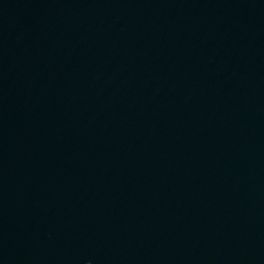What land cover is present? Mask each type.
<instances>
[{
	"label": "water",
	"instance_id": "water-1",
	"mask_svg": "<svg viewBox=\"0 0 264 264\" xmlns=\"http://www.w3.org/2000/svg\"><path fill=\"white\" fill-rule=\"evenodd\" d=\"M0 264H264V0H0Z\"/></svg>",
	"mask_w": 264,
	"mask_h": 264
}]
</instances>
